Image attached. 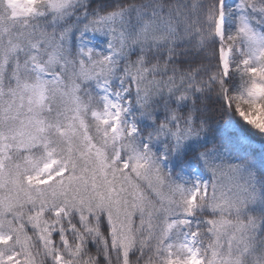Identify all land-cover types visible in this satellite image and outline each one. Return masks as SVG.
I'll list each match as a JSON object with an SVG mask.
<instances>
[{"label": "snow or ice", "instance_id": "snow-or-ice-1", "mask_svg": "<svg viewBox=\"0 0 264 264\" xmlns=\"http://www.w3.org/2000/svg\"><path fill=\"white\" fill-rule=\"evenodd\" d=\"M216 100L264 136V0H0V264H264Z\"/></svg>", "mask_w": 264, "mask_h": 264}, {"label": "trees", "instance_id": "trees-1", "mask_svg": "<svg viewBox=\"0 0 264 264\" xmlns=\"http://www.w3.org/2000/svg\"><path fill=\"white\" fill-rule=\"evenodd\" d=\"M264 103V102H262ZM210 107L212 108V115L216 121L223 122L224 120L231 119L232 121L236 122L240 126H242L245 130L249 133H252V136L255 138H249V143L252 148H255L257 151L256 156L254 157L249 151L245 150V154L249 160L253 158L259 159V150L264 148V145L261 143L264 142V136L257 133L256 130L252 129L250 125H247L238 115L235 114L233 110H226V105L222 100H216L215 102L210 103ZM259 111V110H258ZM260 112V111H259ZM261 115V112H260ZM236 124H234V127ZM239 130V129H237ZM253 141V143L251 142Z\"/></svg>", "mask_w": 264, "mask_h": 264}, {"label": "rangeland", "instance_id": "rangeland-1", "mask_svg": "<svg viewBox=\"0 0 264 264\" xmlns=\"http://www.w3.org/2000/svg\"><path fill=\"white\" fill-rule=\"evenodd\" d=\"M257 116H259L260 115V112L257 110V112L255 113Z\"/></svg>", "mask_w": 264, "mask_h": 264}]
</instances>
